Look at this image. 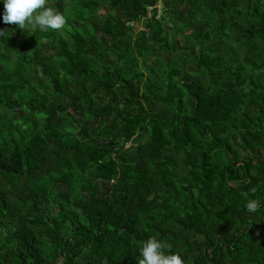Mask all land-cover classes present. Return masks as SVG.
Here are the masks:
<instances>
[{
	"label": "trees",
	"instance_id": "1",
	"mask_svg": "<svg viewBox=\"0 0 264 264\" xmlns=\"http://www.w3.org/2000/svg\"><path fill=\"white\" fill-rule=\"evenodd\" d=\"M48 6L0 2V264H264V0Z\"/></svg>",
	"mask_w": 264,
	"mask_h": 264
},
{
	"label": "clouds",
	"instance_id": "2",
	"mask_svg": "<svg viewBox=\"0 0 264 264\" xmlns=\"http://www.w3.org/2000/svg\"><path fill=\"white\" fill-rule=\"evenodd\" d=\"M0 2L4 4L3 22L16 23L22 29L60 30L67 24L65 15L48 6L49 0H0ZM28 26H31V29ZM261 206V202L255 199H249L246 203L247 211L253 214L257 213ZM169 248L170 245L166 241L150 236L142 242L137 264H186L180 253L165 251Z\"/></svg>",
	"mask_w": 264,
	"mask_h": 264
},
{
	"label": "rangeland",
	"instance_id": "3",
	"mask_svg": "<svg viewBox=\"0 0 264 264\" xmlns=\"http://www.w3.org/2000/svg\"><path fill=\"white\" fill-rule=\"evenodd\" d=\"M157 9H158V16H162L163 14H164V11H163V8H162V5H161V2L159 1V3L157 4ZM57 11H59V12H61L60 10H59V8L58 9H56ZM133 27L134 28H136V30H140V29H143L142 28V26L141 25H138V24H133ZM170 31H171V28L169 27L168 28ZM47 45L45 44V47H46ZM154 62V58H151L150 60H149V63L150 64H152ZM189 70L191 69H194V66H193V64L192 65H189L188 67H187ZM148 73V75H151V73L149 74V72H147ZM145 139H150V135L148 134V133H146V132H139L138 134H136L135 135V137H134V139H133V141L130 143H128L127 144V149H130L132 146H134V145H137V143L140 141V140H145ZM66 188V185H64V184H60L59 185V189L60 190H64ZM103 191V190H102Z\"/></svg>",
	"mask_w": 264,
	"mask_h": 264
}]
</instances>
